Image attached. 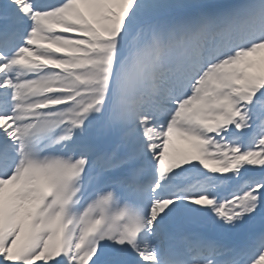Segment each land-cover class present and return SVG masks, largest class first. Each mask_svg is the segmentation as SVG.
Instances as JSON below:
<instances>
[{
	"label": "snow or ice",
	"instance_id": "1",
	"mask_svg": "<svg viewBox=\"0 0 264 264\" xmlns=\"http://www.w3.org/2000/svg\"><path fill=\"white\" fill-rule=\"evenodd\" d=\"M37 262L264 264V0H0V264Z\"/></svg>",
	"mask_w": 264,
	"mask_h": 264
},
{
	"label": "bare ground",
	"instance_id": "2",
	"mask_svg": "<svg viewBox=\"0 0 264 264\" xmlns=\"http://www.w3.org/2000/svg\"><path fill=\"white\" fill-rule=\"evenodd\" d=\"M178 147H185V145L182 142H177Z\"/></svg>",
	"mask_w": 264,
	"mask_h": 264
},
{
	"label": "rangeland",
	"instance_id": "3",
	"mask_svg": "<svg viewBox=\"0 0 264 264\" xmlns=\"http://www.w3.org/2000/svg\"><path fill=\"white\" fill-rule=\"evenodd\" d=\"M37 264H39V262H37Z\"/></svg>",
	"mask_w": 264,
	"mask_h": 264
}]
</instances>
